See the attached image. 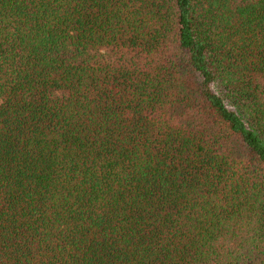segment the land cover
<instances>
[{"label": "trees", "instance_id": "obj_1", "mask_svg": "<svg viewBox=\"0 0 264 264\" xmlns=\"http://www.w3.org/2000/svg\"><path fill=\"white\" fill-rule=\"evenodd\" d=\"M0 264H264V0H0Z\"/></svg>", "mask_w": 264, "mask_h": 264}]
</instances>
